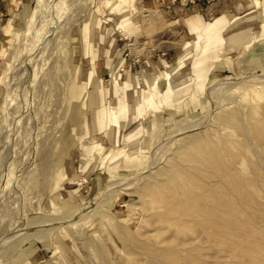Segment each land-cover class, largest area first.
<instances>
[{
    "label": "rangeland",
    "instance_id": "rangeland-1",
    "mask_svg": "<svg viewBox=\"0 0 264 264\" xmlns=\"http://www.w3.org/2000/svg\"><path fill=\"white\" fill-rule=\"evenodd\" d=\"M112 1L0 0V264H264V0Z\"/></svg>",
    "mask_w": 264,
    "mask_h": 264
},
{
    "label": "bare ground",
    "instance_id": "bare-ground-1",
    "mask_svg": "<svg viewBox=\"0 0 264 264\" xmlns=\"http://www.w3.org/2000/svg\"><path fill=\"white\" fill-rule=\"evenodd\" d=\"M125 2H126V0H113L110 8L113 10L119 9L125 4ZM247 2H245L243 4V6H244L243 9H244L245 15L247 17H249L250 12L247 11V9L250 8V5ZM242 17H243V15H242ZM240 20H242L241 15L237 18H232L230 20L229 19H227V20L226 19H219V20L215 21L213 24L205 23L204 25H201L200 30H198L197 27H195L193 24H191L190 21H192V20L190 19V21H187L188 22L187 24L189 25L190 32L193 35V37L196 39V42H195V44H192L189 46L192 47L193 52L197 55V54H199L200 45L203 47L204 53H206L207 51L215 48V44H216L215 40L221 41L220 37L225 39V42L227 45H231L234 42H236L238 45H240L241 43L244 44L248 39V35H246V34L244 35V33H243L244 31L242 33L241 32L237 33V31L234 32L233 34L231 33V29L236 28V23H238ZM197 21H198V19H197ZM223 29L225 30L224 35H220V32ZM202 65H203V60H202V58H200V55H197L196 57L193 58V66H192L191 72L195 76L196 79L200 78L202 75V67H203ZM182 66L183 65H181L178 69H176L174 71L175 75L179 74L181 72L180 69ZM171 72H173V71H171ZM167 78H168L167 73H165V75L163 76L162 79H159L157 76H155L153 78L152 85L148 88V94L146 96H144L141 100L137 101V108L138 109L141 107V104H143V105L145 104L146 106H148L153 101V98H154L153 92L155 91L156 86H158L160 81L166 82ZM159 85H162V84H159ZM123 90H124V88H123ZM123 99H124V97H123ZM139 120H140V117H139ZM109 129H110L109 130L110 136L114 137V143L117 144L118 140L116 139V137L120 136V134H121V126L116 125V120H115L114 115L110 118Z\"/></svg>",
    "mask_w": 264,
    "mask_h": 264
},
{
    "label": "crops",
    "instance_id": "crops-1",
    "mask_svg": "<svg viewBox=\"0 0 264 264\" xmlns=\"http://www.w3.org/2000/svg\"><path fill=\"white\" fill-rule=\"evenodd\" d=\"M185 25V24H184Z\"/></svg>",
    "mask_w": 264,
    "mask_h": 264
}]
</instances>
